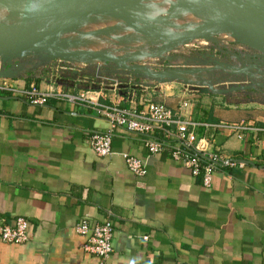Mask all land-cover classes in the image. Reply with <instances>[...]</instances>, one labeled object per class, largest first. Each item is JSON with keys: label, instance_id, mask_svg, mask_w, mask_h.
Instances as JSON below:
<instances>
[{"label": "crops", "instance_id": "crops-1", "mask_svg": "<svg viewBox=\"0 0 264 264\" xmlns=\"http://www.w3.org/2000/svg\"><path fill=\"white\" fill-rule=\"evenodd\" d=\"M200 54L194 63L188 56L179 62L202 72L170 82L145 79L138 90L134 73H117L128 77L119 87L98 79L100 68L115 73L102 64L75 69L73 82L62 72L58 82L35 57L15 61V77L0 76L19 92L36 84L78 95L93 85L109 106L165 103L196 124L209 152L245 163L220 167L205 187L168 151L151 154L143 136L121 127L113 131V153L101 157L91 136L110 124L88 104L50 98L34 105L20 93L0 92V229L19 217L29 221L28 242H0V264H264V69H256L253 56L238 66L233 57ZM188 77L204 78L181 84ZM220 122L249 129L230 134L212 126ZM125 155L142 159L147 174L135 176ZM81 220L113 223L107 262L84 251Z\"/></svg>", "mask_w": 264, "mask_h": 264}, {"label": "built area", "instance_id": "built-area-1", "mask_svg": "<svg viewBox=\"0 0 264 264\" xmlns=\"http://www.w3.org/2000/svg\"><path fill=\"white\" fill-rule=\"evenodd\" d=\"M115 73L113 76H109L105 69L100 68L97 70L96 77L101 81L112 82L116 87H119L123 83L122 77H128L117 74L119 72ZM144 80V78L135 79L137 86L135 90L144 86ZM189 86L191 87V84ZM0 92L12 95L20 93L34 105H44L50 98H57L70 103L88 104L110 124L108 131L96 132L91 136V146L95 153L101 157L113 153V131L121 127L143 136L145 138L144 145L151 154L168 151L171 158L189 168L193 176L201 177L205 187H211L214 175L220 167H245L244 162H238L223 154L209 152V140L198 138L196 124L180 119V113H176L165 103L149 101L142 108L138 104H132L130 108H121L120 106H109L101 103L99 101L101 95L93 88V85L88 86L85 91L78 95L56 89L42 91L36 84H32L28 89L19 92L10 84L8 79H0ZM135 95L136 92H133L131 99ZM187 105V103L184 104V106ZM212 126L217 130L235 135L249 129L248 124L244 122H220ZM124 157L128 169L135 176L144 177L147 174V165L142 159L128 155ZM76 228L78 234L86 239L84 251L98 257L102 262H107L114 251L113 223L107 220L103 223L91 224L87 220H81ZM28 229V219L19 217L13 226L0 229V242L24 244L29 241Z\"/></svg>", "mask_w": 264, "mask_h": 264}, {"label": "rangeland", "instance_id": "rangeland-1", "mask_svg": "<svg viewBox=\"0 0 264 264\" xmlns=\"http://www.w3.org/2000/svg\"><path fill=\"white\" fill-rule=\"evenodd\" d=\"M162 0H102L105 4L121 10L126 16H137L148 11L150 7H156ZM175 1L172 0L171 3ZM202 10L190 4L189 0H177L173 6L165 9L157 17L147 23L120 24L111 16L94 12H87L69 21L61 31L48 38L45 46H53L54 52H96L104 55L120 58V63H101L105 68L114 72H123L119 66H130L137 63L144 64L153 71H166L171 69L184 68L187 61L179 62L180 58L188 56L192 60L200 58L201 54H215L222 58H234L236 65L240 66L246 56H264L263 52L254 46L244 44L240 38L235 37L232 32L222 34H204L200 38H191L178 46L170 49L162 57L150 61L135 60L137 56L147 55L163 48L165 44L175 35L181 34L193 27H201L199 21ZM0 13V32L4 29L14 30L8 26L15 23ZM19 23L15 24L18 26ZM56 47V48H54ZM35 57L43 64L50 65L45 70L53 72L55 79L60 82L62 72H74L78 68H89L93 64H99L93 57L60 58L47 53L28 54L24 60ZM217 57V58H218ZM251 57L252 59H254ZM172 58L173 63H169ZM51 61L53 63H51ZM149 65V66H148ZM261 66H256L260 72L264 69V59ZM158 68V69H156ZM183 78V77H181ZM204 77H188V82H193ZM184 79V80H185ZM180 84V83H178ZM185 86L188 84L183 81ZM189 86V84H188Z\"/></svg>", "mask_w": 264, "mask_h": 264}, {"label": "water", "instance_id": "water-1", "mask_svg": "<svg viewBox=\"0 0 264 264\" xmlns=\"http://www.w3.org/2000/svg\"><path fill=\"white\" fill-rule=\"evenodd\" d=\"M211 1L212 0H189L192 6L204 11H217L220 8L228 6L234 11H249L256 15L262 25H264V0H257L258 5L255 7L250 6L247 0H216L214 4ZM171 2L172 0H162L157 7H150L146 12L135 17H128L123 11L105 4L102 0H0V13L6 15L12 23H19L24 26V35L12 41L4 39L3 33L0 32V62L5 64V69L0 71V76L5 78L15 77L16 73L11 68L12 64L19 59H23V57L28 54L36 55L39 53H47L51 55L52 58L60 57L62 59L90 56L97 59L99 64L111 62L119 65L120 58L96 52H54L52 45L45 46V41L61 31L69 21L90 11L108 17H114L120 24L147 23L168 8ZM229 31H235L237 34L243 32L244 34H248L252 43H254L252 46L264 54V48L256 45L254 42L257 37L256 33L248 28H240V26L232 20L230 24L222 25L220 29L208 25L188 29L181 34L175 35L158 51L137 56L133 61H150L162 57L169 52L171 48L191 38H200L207 33L221 34L229 33ZM260 32L264 33V28ZM255 57L254 62L257 64H260L261 60L264 59V56ZM171 59L172 58H169L170 61ZM213 59L211 62H215L216 64L217 60ZM119 67H121L120 69L123 70V72L134 73L144 79H157L160 82L174 81L178 77L180 79L182 76H188L203 71V69L190 70L176 68L153 72L142 63ZM186 82L192 84L191 82Z\"/></svg>", "mask_w": 264, "mask_h": 264}, {"label": "bare ground", "instance_id": "bare-ground-1", "mask_svg": "<svg viewBox=\"0 0 264 264\" xmlns=\"http://www.w3.org/2000/svg\"><path fill=\"white\" fill-rule=\"evenodd\" d=\"M174 1L176 2L177 0H174ZM247 1H248V4L250 6L255 7L258 5L257 0H247ZM211 2L214 4L216 2V0H212ZM174 3H170L168 8L173 6ZM201 14L202 15H200L199 21L203 25H208V26H211V27L216 28V29L222 28V25L230 24V22L232 20L235 21L238 24V26H240V28L250 29L252 32L256 33V35H257V37L255 38V41H254L255 44L264 48V33L260 32L264 28V25H262V23L256 17V15L250 13L249 11H245V10L234 11L230 6H228V7L220 8L217 11H204V10H202ZM128 17H134V16H128ZM112 18H114V17H112ZM115 20H117V19H115ZM8 27L11 29H14V30L4 29L3 30V38L4 39H6L8 41H12V40H15L16 38H18L19 36L24 35V26L23 25L19 24L18 26H15V24H14L13 26H8ZM229 32H232V34L235 37L240 38V40L244 44H247V45L254 44V43H252L250 36L248 34H244V32L240 33V34H237L235 31H229Z\"/></svg>", "mask_w": 264, "mask_h": 264}, {"label": "trees", "instance_id": "trees-1", "mask_svg": "<svg viewBox=\"0 0 264 264\" xmlns=\"http://www.w3.org/2000/svg\"><path fill=\"white\" fill-rule=\"evenodd\" d=\"M67 74H69L68 77H70L71 81L73 82V80H74L73 77L75 76V73L69 71V72H67ZM168 106H169V105H168ZM169 107H170V106H169Z\"/></svg>", "mask_w": 264, "mask_h": 264}]
</instances>
